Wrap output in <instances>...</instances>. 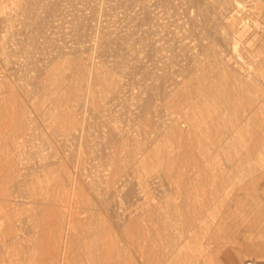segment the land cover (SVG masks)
Listing matches in <instances>:
<instances>
[{"label":"bare ground","instance_id":"obj_1","mask_svg":"<svg viewBox=\"0 0 264 264\" xmlns=\"http://www.w3.org/2000/svg\"><path fill=\"white\" fill-rule=\"evenodd\" d=\"M10 31L20 35V38H18L19 41L16 39L19 35H16V37L13 35L15 37L14 39L24 45L22 46L23 48L19 50L25 54L31 55V58L35 54L42 52L44 54L45 51H49L51 55L50 59H44L46 61L50 60L48 64L39 65L37 64V60L32 58L31 61H27L26 64H24V72L20 71V73L17 70L20 74L24 73V84H18L14 81L15 79L13 80V77H16L18 74L15 73V68L14 73H12L13 68L11 69L12 72L8 70L0 71V119L5 117L6 114L8 115L7 117H11L10 114L7 113V110H5L6 107L11 106L15 109V118L11 124V129H13L12 133L9 135L2 130L3 125H0V238L3 237V242L1 241L2 243L0 246H6L8 238L12 241V245L13 242L18 244L27 242L31 244L30 247L33 249L34 254L33 258L31 257L32 262L30 258L29 261L32 264H41V262L35 260V255L38 254L39 251L41 252L45 249H52V251L57 254L54 261L56 264L67 263L70 260V253L78 250H81L86 257L92 256L102 249V252L107 253V255L111 252L113 254L115 248V246H113L114 243L112 245L113 247L108 250V248H101L98 242L94 241L91 244L88 243L90 245L85 247V242L82 243L83 241H81L86 238L92 239L98 236L100 232H104L105 229L102 230L92 224L85 227L86 224L79 225L78 223L79 226H77L76 229L78 233L74 234L76 231L74 228L76 227L73 228L75 231L72 232L71 228L73 226L70 227V225L72 223L74 224L78 217L73 213L65 211L66 205H61L64 197L61 195L63 193L60 191H62L61 189L64 191L66 188V184L64 183L66 179V182L69 183H67V186H70L69 189L71 188L70 192L80 187L83 191H81V189L79 193L87 198L88 189L85 188H88V183L83 177L85 173H80L81 170L79 166L88 163V173L91 174H89L88 177H92L91 190L94 191L96 197H88L87 203H94L96 208L97 205H99L100 208H103L107 212H116L120 197L123 198L122 201H133L138 198L139 193L141 194L142 192L139 190H144L143 188L146 186L153 169L158 167L164 170V172H167L166 174H172L175 168L177 166L180 167L183 163L182 160L188 151V147H183V145L181 147L179 145L177 146L178 149H176V145L173 142L175 146H171L170 149H166V143H162L165 145V148L162 149L160 147L163 145L160 144L159 149L157 147V153L155 151L157 155L156 158H158L156 168H154V160L152 161L153 151L149 150L150 152H147L148 147L144 143V148L142 147L144 152H142L140 157L137 156L138 153H140V143H138L139 141L135 137V133L139 132L136 129H139L140 125H144L145 127L152 124L154 117L157 116L156 113H159L157 112L159 107L163 106L165 109L171 107L178 110L184 104L183 102L187 100V104H185L187 111L185 112L182 110L185 113L179 116L174 114H171L172 116L169 115L171 118L169 117V122L165 124L164 129L160 127L161 130H159V135L168 141L178 139V141L183 142L193 137L197 138V133L195 134V131L201 128L189 130V127L191 126L192 128V125H196L201 121L203 122L205 119L207 121L209 119V121L216 123L217 129L221 125L223 127L225 125L227 126L229 122H234L232 121L233 118H227L232 113H234L232 115L236 113L239 116L238 118L243 115L242 119H251L254 124L257 122H259L257 125L262 124L258 121L259 114L256 110L259 109L256 108L257 106L262 107L264 103V82L262 81L263 83H260L262 77V80H264V0H0V51L6 45H10L9 42L12 40V37L10 38L8 36L10 34H8V32ZM12 47L13 46H11V48ZM26 58L28 59V56ZM0 60L2 61V59ZM3 61L5 63V60ZM17 64L18 63L15 65ZM260 76L262 77L260 78ZM6 90H8L11 95L13 93L11 97L9 96L10 98L8 97V92H5ZM30 92L35 96L33 99L34 101H31L32 104H29L30 99L28 98V93L30 94ZM5 94H7V96ZM29 105L33 106V108L38 111V115L35 116V118H31L28 115L32 114L29 113V110L27 112V106ZM247 106L249 107L248 111L246 108ZM212 107L214 110H212ZM254 107H256V113H254ZM10 109L11 110L8 112L10 113V111H12L13 113L12 108ZM263 109L264 108L261 109V112L264 113ZM205 111L207 112V116L204 114ZM245 112L246 114H244ZM34 114L36 115V113ZM123 119H125L126 122H123ZM156 119L154 121H156ZM235 119L237 121L236 117ZM262 119L261 117V120ZM206 120L204 122H206ZM7 121H9V119ZM39 121L46 123V129H44L45 127L43 126V129L46 130L43 136L45 137V142L50 144L52 148L49 157H54L55 160L54 162L51 160L53 163L48 165H38V170L44 172V179L41 180L37 178V180L34 181L32 175L36 174L33 172H22V169H19L20 163L16 160L19 163L17 164L12 152L18 151V145L21 144H18V140L16 141V134L26 130L29 123ZM239 123L242 122L240 121ZM235 125L238 126L236 123ZM30 128L32 129V126ZM35 129L38 130V128ZM212 129H214L213 126ZM27 131L28 130H26V132ZM202 131V133L205 134L204 130ZM144 132L146 133V131ZM251 132H254V130H251ZM40 133L42 132L40 131ZM200 134L198 138L204 135ZM7 135H9V138ZM26 135L27 134H24V136ZM40 136L42 137V135ZM205 136L208 135L206 134ZM209 136L217 138L216 141L219 148H226V150H229V144L224 145V138H229L232 141V134H230V131L219 128L214 134L210 132ZM245 136L246 135H244V137ZM257 136H259L257 132H254V135L249 133L248 141L250 142L253 137L256 138ZM145 137L146 136H144V138ZM256 139L253 143L251 142L246 147H243V149L245 148V150L251 152L259 148L260 144L258 142L260 141H258L259 138ZM165 140L164 142H166ZM29 142H31L30 139ZM43 142H41V144ZM44 144L46 145V143ZM23 145H20V147H23ZM30 146L31 145H29V147ZM37 147L38 146H36V148ZM243 149L240 150L242 151ZM192 150L194 151V149ZM23 152L25 151L23 150ZM121 152H123V155ZM230 152H232V150ZM256 152L259 151L256 150ZM41 158L45 160L47 156H40V159ZM221 158L224 160V156ZM31 161L32 160H30V162ZM166 162L169 163L167 164ZM233 162H229L230 165H232ZM124 163L125 166H130L136 183L133 182L131 177L128 178L129 176L127 177V175H125V177L123 175ZM242 163H245V161ZM29 164L26 166L27 168ZM239 164L241 165V162L238 163V166ZM67 165H74L75 170L77 167V171H75L76 176L75 173L71 176V173L69 171L67 172V170H69L65 169ZM137 165L143 170V172L140 171L141 173L138 175L136 173L139 169ZM52 166L56 168L55 170L58 169L59 172L62 170L64 173H59V176L50 179L47 172H49V170L51 171ZM217 166L221 167L222 165L218 162ZM224 167H226V164ZM23 168H25V164ZM29 171L33 170L30 169ZM40 174L42 175V173ZM52 174H54V172ZM175 174L176 172L174 175ZM219 176L221 178V175ZM164 177L167 178V175ZM173 178L174 177H172V179ZM242 178L244 177L242 176ZM177 182L179 183L180 181ZM82 184L86 185V187H82ZM149 186H151V184ZM77 191L73 193L76 195ZM92 191H89L91 195H93ZM66 194L68 196L69 193L66 191ZM228 194L230 195L229 192ZM26 195L33 201L28 202L30 200L28 199L26 202ZM67 196L66 198H68ZM218 196L220 197L221 195ZM75 197H78V193L74 198ZM209 198H211L210 195ZM61 199L63 200L61 201ZM224 200L223 202H225ZM121 203H125V201ZM69 205L67 208H71ZM204 206L209 207L206 205ZM89 207L93 209V206L90 205ZM132 207L128 205L129 209ZM195 207L197 209L198 206ZM187 208L191 210L194 207L192 205V208H189V206H187ZM207 209L205 210L208 211ZM158 210L160 209L158 208ZM218 210L217 214H219ZM97 211L100 213V209H97ZM131 211L133 212L134 210ZM78 213L80 212L78 211ZM118 213L116 212V214ZM159 213L158 215L162 216V214ZM186 213H189L191 216V211L189 212V210H187ZM135 214L134 212L132 215ZM189 214H187L186 217H188ZM173 215L171 214V216ZM193 215L194 213L192 216ZM89 216H91V214ZM111 216L114 217V215ZM163 216L167 215L163 214ZM190 216L189 218L191 219ZM162 218L163 217L160 219ZM164 218H168V216ZM177 219L175 218L174 224ZM108 220L111 219L108 218ZM117 220L121 221V218H117ZM171 220H169L170 222H168V224L171 223V225H173V220ZM125 221L128 222L126 217ZM166 222L163 223L164 226L165 224L167 225ZM82 223H84L83 220ZM183 223L180 224L185 225V223ZM110 224H107V226H110ZM189 224L190 226L192 225L190 222ZM193 224H195V222ZM182 225L181 227H183ZM133 226L134 224L132 228ZM151 226L153 227V225ZM100 227L102 228V226ZM145 228L147 229V227ZM156 228L158 227L156 226ZM173 229L171 234H173ZM122 230L127 233L128 226H124ZM133 230L134 229H132V231ZM166 230L168 229H165V232ZM106 231L110 234V231ZM145 232L147 233V230ZM166 233L168 235L169 232ZM164 234L165 233H163V235ZM113 235L117 237L116 233H113ZM74 237L75 239H77V237L78 239L81 238V244L78 242L79 240L76 241L73 239L75 240L73 242L71 239ZM158 237L161 238L162 235ZM163 237L167 240L169 236ZM163 237L162 240L164 239ZM170 239H168L167 242ZM175 239L179 240L178 237ZM141 240L142 239H140V242ZM194 240L195 239H193V241ZM179 241L181 242V240ZM173 242L175 244L176 241ZM152 243H150V245ZM161 244L163 245L164 242ZM176 244L178 245L177 242ZM162 245L160 246L161 249L165 250ZM177 245H175V248ZM141 247L142 246L139 247L138 245V259L134 261L135 264H182V260L178 257V253L182 250V247L177 254L173 247L169 254L167 253L168 249H166V252H163L157 246L153 249H151V246V248ZM118 248L120 247L118 246L117 249ZM123 248H127L126 250L129 252L127 246ZM166 248H168V246ZM15 249L16 247L14 250ZM28 249L29 248L24 249L26 253L30 251V249ZM176 249L179 248L177 247ZM4 253L6 252L4 251ZM1 254L3 256V252ZM8 255L10 256V254ZM110 255L108 256L109 258L101 256L98 262L103 264H117L120 261L117 260L118 257L116 258L112 255V257H110ZM119 256L122 255L119 254ZM3 258L0 259V264L5 261ZM25 258L27 259L26 256H24V259ZM90 258L92 259L93 257ZM22 259H17L16 261L12 260L13 263H11L10 260H8V262L9 264H22L24 263ZM91 259L90 262L92 264L97 263L94 258ZM149 259L151 262H149ZM77 260L80 261L79 258L76 259V261ZM83 263L81 262V264ZM124 263L126 262L124 261Z\"/></svg>","mask_w":264,"mask_h":264},{"label":"rangeland","instance_id":"obj_2","mask_svg":"<svg viewBox=\"0 0 264 264\" xmlns=\"http://www.w3.org/2000/svg\"><path fill=\"white\" fill-rule=\"evenodd\" d=\"M13 33H15V32H12V31L8 32V34H9L8 36L10 38L12 37L11 38L12 40H10V42H9L10 45L9 46L6 45L0 51V59H2V61L0 60V71H7L8 70L9 72H12V70H13L12 73H14V71L16 70L15 73L17 74L18 73L17 70L19 72L20 71H23L24 64H26L27 61H31L32 58L34 60H37V64H39V65H43V64H48L49 63L50 60L46 61L47 59H50V57H51V55L49 54V51H45L44 54L42 52V53H39V54H35L34 56L32 55L33 56L32 58H31V55L25 54L24 52H21L19 49H22L23 48L22 46H24V45H22L21 43L18 42L19 41L18 38H20V35L19 34H16V33L13 34ZM13 35H15V37H16V35L17 36L19 35L18 37H16V39L18 41L16 39H14L15 37ZM11 44H14V45H11ZM11 46H13V47L11 48ZM16 47H17L18 50L16 49ZM18 47H20V48H18ZM7 49H8V52H7ZM4 50H5V52H4ZM47 52H48L49 56H48ZM6 54H7V56H6ZM38 55H40L41 57L38 56ZM24 56H26V57L28 56V59L26 57H24ZM44 59H46V60H44ZM3 60H5V63H4ZM41 61H42V64H41ZM6 63H9V64H6ZM16 63H18V64L15 65ZM1 64L2 65L4 64V65L2 66ZM20 65H21V67H20ZM16 67H17V69H16ZM14 68H15V70H14ZM20 73H18V74H20ZM18 74L16 75V77H13V80L15 79L14 81L16 83H18V84H22V83L24 84V82H25V79L23 77V74L24 73L23 74H20V75H18ZM261 77L262 76H260V78ZM16 78H18V79H16ZM262 79H263V77L260 79L261 80L260 83H263L264 82V80H262ZM5 92L6 93L8 92L7 93L8 94V97L9 96L11 97L13 95V93L11 95V93H9L8 90H6ZM7 94H5V95L7 96ZM28 98L30 99L29 104H32V102L34 101L33 99L35 98V96L33 95V93L30 92V94L28 93ZM186 101L187 100H185L183 102L184 104L178 110H176V108H171V107H168L166 109L163 106L159 107V109L157 110V112H159V113H156L157 116L154 117L152 124L147 125L145 127H144V125L143 126L140 125L139 127L141 129L138 127L139 129H136V130L139 131V132L135 133V137L139 141V142L138 141L137 142L140 143V146H139V149H140L139 152L140 153H138L137 156L138 157L141 156L142 152H144V150H143L144 144L147 145V147H148V151L147 152H150L149 150H152L153 151L152 161L154 160L153 163H155L154 164V166H155L154 168H156L157 167L156 164H158V158H156V156H157L156 153H157V150L160 147V144H162V143H166L165 144L166 145V149L167 148L170 149L171 146L174 147L175 145H176L175 146L176 149H178L177 146H179V145L181 147H182V145H183V147L184 146L185 147H188V151H187L185 157L182 160L183 163L181 164L180 167L177 166L175 168V171H173V173H172L173 175L172 174L169 175V173L166 174L167 172H164V170H161L158 167L156 169H153L152 172L150 173V176H149V179L150 180L148 179V182H147L146 186L143 188L145 191L142 190V189L139 190L140 192L142 191L141 192L142 195L139 193V196H138V198L136 200H133V201L129 200L131 204L129 203L128 200L127 201L124 200L125 203H121V202H124V201H122L123 198L122 197L119 198V202L118 203L120 205L118 204L117 210H116L117 213L119 212L118 214H116L115 211L114 212H107L103 208H100L99 205H97V208H96V205H94V203H91V202L87 203L88 197L89 198L92 197V196L93 197H96L94 195V191L91 190L92 177L91 176L88 177V175L90 174V173H88L89 172V170H88V168H89L88 163H86L84 165L81 164L79 166V168L81 170L80 173L82 174V172H83V174L85 173L84 175H86V176L83 175V177L86 179V180L85 179L84 180L88 183V188H85L86 185H83V184H82V187L84 186L85 189H88V196H87V198L86 197H83L84 195L83 194L81 195L79 193L80 190L82 189L80 187H78L76 190L73 191L75 193L78 190L77 191L78 197H75L74 198V196H77V193L75 195L73 192H70L71 191V188L69 189L70 186L69 187L67 186L69 183L66 182L67 180L65 179V181H64V183L66 184V188L65 189H67V188L68 189L67 190L64 189V191H63V189H61L62 191H60L61 193H63L61 195L64 197L63 198L64 200L61 199V201L63 200L61 202V205H63V206L66 205L65 206L66 207L65 208V211L68 212V213H73V214L76 215V217L79 218V219L76 218L74 224L72 223L70 225V227L73 226L71 228L72 232H74L77 229V226H79L80 224H86L87 226L85 225V227H88V225L92 224L93 226L98 227V228H100L102 230L105 229L104 232H100V234L98 236H95L92 239L91 238H86L85 240H81V241H83L82 243L85 242L84 243L85 244V247L89 246L94 241L95 242H98L99 245L101 246V248H104V249L108 248V250H110V248H112L113 246H115L114 251H113V254H112V252L110 254L113 257H116V258L118 257L117 260L118 261L120 260V261L117 264H122V263L123 264H135L134 261H137L136 259H138V256H137V250L139 249L138 248V245H139V247L142 246L143 248L144 247H147V248H151L152 247L151 249L156 248V246H157L158 248L161 249L160 246L162 245L161 244L162 242H164V244L162 246H163V248L165 250H162V249L161 250L163 252H166V249H168L167 250V253L168 254L172 250V247L176 251V254L179 252V250L182 249L180 251L181 253L180 252L178 253V257L182 260V264H212V263L213 264H250V263H252L254 261H257V260H260V259H264V134H263L264 131H262V130H264V126H263L264 125V113L261 112V109L264 108L263 107L264 106V103L262 104V107L261 106H257V108L256 107L253 108L254 109V113H256V111H258L257 112L259 114L258 121H260L262 124L257 125V124H259V122H257L256 124H254L251 119L250 120H247V119L244 120V119H242V116L243 115H241V117L238 118L239 116L236 113H235V115H232V114H234V113H232L227 118H230V119L233 118V120H232V121H234V122H232L233 124L231 122H229L230 127H229L228 124H227V126L225 125L226 127L225 126L223 127L222 125L219 126V128H224L226 131H230V134H232V136H231L232 137V141L229 138H224V145L229 144V150H226V148L225 149H222V148H219L218 147V145H217L218 143L216 141L217 138H214V137L209 136L210 135V132H212L214 134L219 129V128L217 129V124L214 123V122L209 121V119H208L209 122L206 119H205L206 122H204L205 120L203 121L204 122V125H203V122L201 121V122H199L200 124L199 123L196 124L198 126L192 125V128H191V126L189 127L190 128L189 130H192V129L193 130H196L198 128H201L200 130L198 129L199 131L198 130L195 131V134L197 133V138L196 137H193L192 139H190V140L187 139L186 141H183V142L178 141V139H172V140H169L168 141V140H165L164 138H162L159 135V130L164 129L165 124L167 122H169V119L171 118L170 116H172L173 114L179 116L182 113H185L187 111V108H185V104H187ZM263 101H264V96H263ZM27 107H28L27 112L29 110V113H32V114H28V115L31 118H33V117L35 118V116L38 115V113H37L38 111L35 108H33V106H31V105H29ZM259 107H261V108H259ZM10 108H12L13 113H12V111H10V113L8 112L9 110H11ZM162 108H164V109H162ZM216 108H215V110H216ZM246 108H247V111H248L249 110V107L247 106ZM255 108L256 109H259V110H256ZM5 110H7V113L10 114V116L12 118L11 117L10 118L7 117L8 115L6 114L5 117H3L2 119H0V121H1L0 122V125H3L2 126V130H4L6 133H8L10 135L12 133V131H13V129H11L12 128L11 127V124H12L14 118H15L14 117V113H15L14 110L15 109L13 107L9 106V107H6ZM182 110H184L185 112L182 111ZM212 110H214L213 107H212ZM34 113H36V115ZM158 114H160V115H158ZM204 114H205V116H207L206 115L207 114L206 111L204 112ZM244 114H246V112ZM235 117L237 118V121H236ZM261 117L263 118L262 120H261ZM166 118H167V120H166ZM8 119H9V121H7ZM155 119H156V121H154ZM123 120H124L123 122H126L125 119H123ZM240 121L242 123H239ZM206 123H208V124H206ZM235 123L238 126H236ZM4 124H5V126H4ZM6 124H8V125H6ZM45 124L46 123H42L40 121L39 122H34V123H29L28 127L29 126L30 127L32 126V129L30 127L29 128L27 127L26 128V130H28L27 132H26V130H24V131L21 132L22 134L21 133H17L15 139H16V141L18 140L17 141L18 144L21 143L18 146L20 147V145H23L24 144L27 147L23 145L24 148L23 147H20V148L18 147V151L16 150L17 152L16 151L15 152H12L15 161L17 160L20 163L19 164L16 161L17 164L20 165L19 166V169H22L21 170L22 172H26V173L33 172V173L36 174V175H32L34 177V181H36L37 178H39L41 180L44 179V172L42 170H38L39 169V168H37L38 165H43V164L48 165L50 163H53L54 160H55L54 157H52V158L49 157V153L52 150V148H51L50 144H48L47 142H45V139H44L45 137L43 136V133L46 131V130H44V129H46ZM157 125H159V126H157ZM233 125H234V127H233ZM253 125H255V126H253ZM256 125L258 126L259 129L257 128ZM43 126L45 127L44 129H43ZM212 126L216 130L212 129ZM34 127L35 128H38V130L35 129ZM160 127H161V129H160ZM208 127H210V128H208ZM255 128H256V130H255ZM6 129L8 130V132H7ZM143 130L146 131V133ZM202 130H204L205 134L202 133L203 132ZM211 130H213V131H211ZM251 130L252 131L254 130V132L259 133V136L260 137L257 136L256 138H259L258 141H260V142H258V143L260 145H259V148H256L255 150H253V151L250 152V151L245 150V148L243 149V147H246L251 142L253 143L255 141V139H256L255 137H253L250 140V142L248 141L249 140V133H252V135H254V132H251ZM40 131L42 133H40ZM242 131H244V132H242ZM23 132H24V134H27L28 136L27 135L24 136ZM30 134H31V136H30ZM142 134L144 136H146L147 138L146 137L144 138V136ZM199 134L200 135H203L204 134L203 136H205L207 134L208 136H205V137L201 136L202 138L201 137L198 138ZM9 135H7L8 138H9ZM40 135H42V137ZM244 135H246L247 137L246 136L244 137ZM32 137H33L34 140L32 139ZM29 139H30L31 142H29ZM144 139H146V140H144ZM19 140H22V141H19ZM43 140H44V142H43ZM140 140H143V141H140ZM162 140H163V142H162ZM164 140L166 142H164ZM33 141H34V143H33ZM167 141H168V143H167ZM41 142H43V143L41 144ZM173 142L175 143V145H174ZM44 143H46V145ZM167 144H168V146H167ZM29 145H31V146L29 147ZM162 145L163 146H161L160 148H162V149L165 148V145L164 144H162ZM194 145H195V147H194ZM36 146H38V147L36 148ZM157 147H158V149H157ZM21 149H22V151H21ZM34 149H35V151H34ZM192 149H194V151ZM240 149H243V150L241 151ZM23 150L25 152H23ZM231 150H232V152H230ZM256 150H258L259 152H256ZM20 151L22 152V154H21ZM155 151H156V153H155ZM34 152H35V154H34ZM42 152H44V153H42ZM27 153H28V155L30 153V155L28 156ZM229 153H231L232 155L229 154ZM42 154L45 157L47 156V158H45V160H42V158L40 159V156H43ZM121 154L123 155V152H121ZM223 154H225V155H223ZM15 155H17V156H15ZM18 155L19 156L21 155V156L19 157ZM153 155H154V157H153ZM223 156H224V160H223V158H221ZM29 157H30V159H29ZM213 157H215L216 159L213 158ZM239 158H241V159H239ZM19 159H21V160H19ZM27 159H29V160H27ZM156 159H157V161H156ZM234 159H236V160H234ZM30 160H32V161L30 162ZM127 160H128V158H127ZM244 161H245V163H242ZM218 162L221 163V165H222L221 167H218L217 166V163ZM229 162L230 163L233 162V164H232L233 166L230 165ZM237 162L238 163L241 162V165L239 164V166H238V163ZM27 163L28 164L30 163L29 166H28V168L26 167L28 165ZM166 163L168 164L169 162H166ZM213 163H215V164H213ZM24 164H25V168H23ZM225 164H226V167L227 168L224 167ZM260 164H262V165H260ZM30 165H31V167H30ZM124 166H125V163H124ZM241 166H243V167H241ZM252 166H254V167H252ZM86 167H87V169H86ZM256 167L257 168L262 167V168L257 169ZM53 168H54V166L51 167V171L49 170V172H47V175H48V177L50 179L51 178L53 179V178L59 176L60 175L59 173H61V174L64 173L62 170L59 172L58 169L55 170L56 168H54V169ZM138 168H139V166H138ZM241 168H243L244 170L241 169ZM26 169H27L28 172L26 171ZM30 169H32L33 171H29ZM65 169L66 170L69 169V170H67V172L69 171L71 173V176H73L74 173H75V176H76V172L75 171H77V167H76V170H75L74 165H67V167ZM140 169L141 168H139L137 170V172H136L137 175L139 173H141L140 171L143 172V170L142 169L140 170ZM231 170H233V171H231ZM34 171H36V172H34ZM53 172H54V174H52ZM55 172H56V175H55ZM175 172H176V174L174 175ZM229 172H230L231 176H230ZM40 173H42V175ZM248 173H250V174H248ZM123 175L124 176L127 175V177L129 176L128 178L131 177V179L133 180V182L136 183L135 182L136 179L133 177V172L130 170V166H125L123 168ZM166 175H167V178L164 177ZM219 175H221V178H220ZM238 175H239V177H238ZM242 176L244 178H242ZM33 177H32V179H33ZM172 177H174V178L172 179ZM225 177H226V179H225ZM232 178H234V179H232ZM29 179H30V177H29ZM235 179H237V180H235ZM87 180H89V181H87ZM240 180L243 181V182H241ZM177 181H180V182L178 183ZM89 182H90V184H89ZM224 182H226V183H224ZM236 183L237 184L239 183V184L237 185ZM148 184L149 185L151 184V186H149ZM224 184H225V186H224ZM66 191H67V193H69L68 196L66 194ZM81 191H83V189ZM89 191L90 192L92 191L93 192L92 193L93 195H91V193ZM228 192L230 193V195L228 194ZM146 193H148V194H146ZM143 194H146V195H143ZM209 195H210L211 198H209ZM218 195H221V196L219 197ZM26 196H27L26 199H25L26 202L28 201V199L31 200V201L29 200L28 202H32L33 201L31 198L28 197V195H26ZM66 196L68 198H66ZM140 196H142V197H140ZM206 196L208 197V200H207V197ZM225 196H226V198H225ZM84 198H85V201H84ZM222 199L223 200L225 199L224 200L225 202H223ZM74 200H76V201H74ZM66 202H67V204H66ZM69 203H70V205H69ZM89 204L91 206H93V209L96 210V211H94L93 209H91L92 207H89L90 206ZM68 205L71 208H67ZM128 205H129V207H130V205H131V207L133 206L132 207L133 209L130 208L131 210H134L133 212L128 208ZM192 205L194 207L193 209H195V210H193V209L190 210V209L187 208V206H189V208H192ZM204 205L209 206V207H205ZM195 206H198L197 209H196ZM155 207H157V208H155ZM178 207H180L181 209L178 208ZM158 208L160 210H158ZM207 208H209V209H207ZM97 209H100V213L97 211ZM186 209L189 210V212L191 211V216H190L189 213H186L187 212ZM205 209H207L208 211H206ZM69 210H70V212H69ZM200 210H202L203 212L200 211ZM217 210H218V212H219L220 215L217 214ZM78 211L80 213H78ZM91 211H92V213H91ZM121 211H123L124 213L121 212ZM192 211H194V212H192ZM134 212L136 214L135 215H132V214H134ZM159 212L162 214V216L161 215H158ZM87 213H89V214H87ZM149 213H150V215H149ZM193 213H194V215L192 216ZM90 214H91V216H89ZM110 214L111 215H114V217L111 216ZM121 214H122V216H121ZM163 214L164 215H167L168 218H170V219L164 218V217H167V216H163ZM171 214L172 215L174 214L175 216L174 215L171 216ZM187 214H189L188 217H186ZM204 214H206V215H204ZM118 215L120 216L121 221L120 220H117V218L120 219ZM180 215H183V216H180ZM202 215H203V217H202ZM135 216H136V218H135ZM159 216H160V218L163 217L164 220H163V218L160 219ZM189 216L191 217V219L189 218ZM100 217H101V219H100ZM125 217H126V220L128 222L125 221ZM129 217H131V218H129ZM137 217L139 218V220H138ZM173 217H174V219H173ZM177 217H178L179 220L177 219ZM108 218L111 219V220H108ZM171 218H172L173 221L171 220ZM175 218L177 219L176 222H175L176 225L173 223L175 221ZM195 219H196V221H195ZM82 220L84 221V223H82ZM85 220H86V222H85ZM87 220H89V221H87ZM169 220L172 221V224L174 225V229H173V225H171V223L168 224V222H170ZM95 221H97L98 223L95 222ZM99 221H102L103 223L102 222H99ZM116 221H118V222H116ZM132 221L133 222L135 221V222L133 223ZM163 221H165V222L167 221L166 222L167 225L165 224V226H164L163 223H165V222H163ZM183 221H184V223H185L186 226L180 224V223H183ZM188 221L192 224L191 226H190V224H189ZM192 222L193 223L195 222V224H193ZM78 223H79V225H78ZM132 223L134 224L133 228H132V225H133ZM101 224H103V225H101ZM107 224H110V226H107ZM123 224H124V226H128L127 233H125L122 230L123 227H124ZM151 225H153L154 228ZM181 225L183 227H181ZM100 226H102V228ZM156 226L158 228H156ZM159 226H161V227L164 226L165 228L162 227V228H164V229H162ZM166 226H169V227L171 226L170 227L171 231H170L169 227H166ZM179 226H180V228H179ZM184 226H185V228H184ZM74 227H76V228H74ZM107 227L108 228L111 227L112 229L111 228L108 229ZM114 227H116V228H114ZM145 227H147V229ZM148 227H150V228H148ZM176 227L178 228V230H177ZM132 229H134V230L132 231ZM150 229H152L153 231L150 230ZM155 229H157V230H155ZM165 229H168V230H166V232H169L168 235L165 232ZM172 229H173V234H171L172 233ZM229 229H230V231H229ZM106 230L110 231V234ZM112 230H113V232H112ZM146 230H147V233L145 232ZM148 230H149V233H148ZM121 232H122V234H121ZM130 232L131 233H134V234H131ZM156 232H158L159 234L156 233ZM174 232L175 233L177 232L178 234L177 233L175 234ZM75 233H78V230H76L74 232V234ZM113 233H116V236L117 237H115V235H113ZM160 233H162V234H160ZM163 233H165L166 235L165 234L163 235ZM147 234H148V236H147ZM151 234H152V236H151ZM156 234H158V235H156ZM122 235H123V237H122ZM159 235L160 236L162 235V237L163 236H169V237H167V240L170 239V238L171 239L167 242V240H166L165 237H163L164 239L162 240V237L161 238L158 237ZM179 235H181V236H179ZM100 236H101V238H100ZM148 237L149 238L151 237L150 238L151 241L149 240ZM174 237L175 238L178 237V239L181 240V242L179 240L175 239ZM180 238H182V239H180ZM0 239H1L0 240V245H1V243L3 242V237H1ZM73 239H75V237L71 239L73 242L75 240L76 241L79 240L78 241L79 243L81 242L80 241L81 238L78 239V237H77V239H75V240H73ZM140 239H142L141 242H140ZM172 239H175V240H172ZM193 239H195V240L193 241ZM182 240H183V243H182ZM142 241H145V242H142ZM146 241H148V242H146ZM152 241H153V243H152ZM173 241H176L178 243V245L176 244V242L174 244ZM170 242H173V243H170ZM25 243H26V245H25ZM25 243L23 242V244H21V243L18 244V243H14L13 242V245H14L13 246L12 245V241H10L9 238H8L7 239V242H6V246H4V247L3 246H0V255H1L0 257L1 258L4 257L3 260L5 259V261H7V262L3 261L2 264H5V263L6 264H9L8 260H10V262L13 263V261H16L17 259H20L21 260L22 258H23L22 259V262H24L22 264H25V263L32 264L31 262H32V258H33V254H34L33 252L34 251L30 247L31 244H28L27 242H25ZM88 243H90V244H88ZM113 243H114V245H113ZM150 243H152V244L150 245ZM166 243H167L168 248H166L167 247L166 246ZM107 244H108V246H107ZM116 244H117V247L119 246L121 249L120 248L117 249ZM179 244H181V245H179ZM152 245H154V246H152ZM175 245H177L176 248L178 247L179 249H176L175 248ZM125 246L128 247L129 252H127V250H126L127 248H123ZM15 247H16V249L14 250ZM23 247H24V249L29 248L30 251L32 252V254H31L30 251L27 252L28 253L27 254L26 253V250H24ZM169 247H171V248H169ZM119 249L120 250L123 249L122 251H124V252L120 251ZM4 251L6 253H4ZM18 251H20V252L22 251V252L20 253ZM23 251H24V253H23ZM78 251H76V252H71L70 251L71 252L70 253V260L67 263H65V264H73V263L74 264H81V262L82 263L84 262L83 264H87V263L88 264H92L90 262V259H91L90 257H93L94 260L97 261L96 264H103V263H99L98 262L99 259H100V257L101 256H104L106 258H109L108 256L110 255L109 253H108V255H107V253H103L102 252L103 249L100 252H97V253L93 254L92 256H87V257H86V255L83 254V252H81V250L79 251V253H78ZM2 252H3V256L1 254ZM14 252H16V253H14ZM117 252H119V253H117ZM7 253L10 254L11 257ZM18 254H19V256H18ZM103 254H105L106 256L103 255ZM119 254H121L122 256H119ZM28 255H29V257H28ZM82 255H84L85 257L82 256ZM111 255H110V257H112ZM24 256H26L27 259L26 258L24 259ZM35 256H36L35 257V260L36 261L38 260L39 262H41V264H56V262H54V261H55V259L57 257V254H55L52 251V249H49V250H46L45 249L44 251H41V252L39 251V253L36 254ZM75 257H76V259L79 258L81 262L78 261V260L76 261ZM8 258H10V259H8ZM29 258H30V261L31 262L29 261ZM150 259L152 260V257ZM150 259H149V262H151ZM85 261H86V263H85ZM124 261L126 263H124ZM165 264H167V263H165ZM171 264H173V263H171Z\"/></svg>","mask_w":264,"mask_h":264},{"label":"crops","instance_id":"obj_3","mask_svg":"<svg viewBox=\"0 0 264 264\" xmlns=\"http://www.w3.org/2000/svg\"><path fill=\"white\" fill-rule=\"evenodd\" d=\"M250 264H264V259H260V260H257V261H254Z\"/></svg>","mask_w":264,"mask_h":264}]
</instances>
